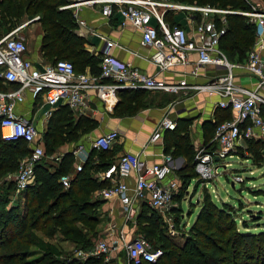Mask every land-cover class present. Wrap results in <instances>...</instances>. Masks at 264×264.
Masks as SVG:
<instances>
[{"label": "built area", "instance_id": "obj_1", "mask_svg": "<svg viewBox=\"0 0 264 264\" xmlns=\"http://www.w3.org/2000/svg\"><path fill=\"white\" fill-rule=\"evenodd\" d=\"M244 1L248 6L246 9L181 0H70L61 5L62 8H73L78 30L86 25L81 13L84 8L98 7L108 20L118 14L122 27L131 25L141 31V43L151 49L149 58L159 72L175 65L186 66L190 63L191 54H195L193 74L200 69L215 71L213 77L203 83H191L185 77L167 80L163 76L149 74L115 56L113 47L116 42L105 36L99 49L100 73L89 74L76 71L74 63L67 58H57L54 62L34 61L27 55L25 37L16 33L19 27L4 33L0 37V80L6 86L0 88L1 136L4 140L22 139L29 148L20 159L17 170L7 173L5 178L15 182L17 192H23L34 183L36 164L47 157L37 125L16 111V105L25 99L27 90L34 95L42 93L48 108L44 110L46 118L59 105L66 104L73 111L87 107L86 91L89 89L95 90L107 109H112L118 102V92L124 88L166 92L194 89L217 96L216 105L230 108L232 115L217 124L214 148H201L196 152L195 170L205 186L219 174L220 167L226 169L228 162L225 159L232 156L233 151L243 148L247 154V141L260 142L264 154V0ZM229 13L243 14L255 25L254 42L243 61L230 60L221 47L228 30ZM36 18L39 16L23 22L20 27ZM242 71L254 80V85L248 86L239 80ZM102 111L95 110V115L101 118ZM176 124L177 117L166 112L155 126L150 140L160 139L165 130L174 129ZM118 136L119 131L115 128L95 136L90 140L89 152L110 148ZM85 148L84 143H77L71 152L76 158V154ZM62 155L56 157L57 162ZM87 157L83 155L72 172L60 177L64 187L70 186L78 171L83 169ZM173 160L170 152H162L160 161L152 163L140 153L126 152L104 172L108 177L114 173L112 184L96 189L93 194L104 199L117 198L127 221H137L143 202L160 212H171L177 206L175 196L181 188ZM130 176H134L133 185L127 182ZM235 181L243 182L244 177L236 174L233 184ZM11 198L13 203L18 202L16 191ZM171 220L172 216H169L167 232L174 237L178 235V229ZM115 227L112 222L107 233ZM116 235L134 264L143 260L156 261L162 253L161 248L154 249L150 240L141 233L131 239L126 238L123 230ZM117 249V244L101 237L89 249H75L74 256L86 259L91 255H104L105 261L109 262Z\"/></svg>", "mask_w": 264, "mask_h": 264}, {"label": "trees", "instance_id": "obj_2", "mask_svg": "<svg viewBox=\"0 0 264 264\" xmlns=\"http://www.w3.org/2000/svg\"><path fill=\"white\" fill-rule=\"evenodd\" d=\"M181 1L231 9L248 7L244 0ZM67 2L0 0V37L13 29L24 14L33 10L41 12L39 22L43 36L40 48L44 59L54 62L57 58H67L74 63L76 71L88 65L92 74H99L100 56L87 48V39L78 33V24L72 10L60 7ZM227 17L229 25L221 47L230 60L243 61L254 42L255 25L247 22L243 14L229 13ZM5 87L0 80V88ZM145 94L141 88L120 89L115 113H135L137 110L134 108L138 107ZM225 113L230 116L226 117ZM214 115L218 118L203 123L206 141L213 138L208 126H213L215 132L217 124L230 118L232 112L230 108L218 106ZM221 115L224 117L221 118ZM190 122L179 118L174 129L164 131L167 134L165 150L173 156L182 155L186 158V165L176 170V173L188 185L195 177L190 164L194 144L186 130ZM94 126L95 119L88 116L74 118L73 110L66 104L61 105L53 112L44 132L45 148L51 147L52 150L58 141L62 143L77 138L82 129L89 131ZM108 149L91 151L83 169L78 171L67 188L60 182V177L75 169L74 153L65 152L57 164L37 163L34 183L24 191L25 202L22 207L11 200L15 182L5 177L7 173L17 170L19 155L27 154L29 148L22 139L4 140L0 130V264H107L104 255L79 259L73 255V251L62 249L53 242H44L37 232L46 237L70 241L75 249H89L93 246L92 236L96 233L88 234L87 230H93L99 223L97 215L104 202V198L94 196L93 192L109 184L106 180L95 178L91 169L105 170L112 163ZM246 151L247 155L258 162L264 156L263 145L253 140L247 141ZM195 173L197 175L196 170ZM180 191L181 188L175 199H178ZM136 222L139 232L150 240L153 248L162 249L156 261L143 260L140 264H264V229L259 232L241 231L232 209L219 206L208 193L204 195L200 211L188 234H184L182 242H176L164 230L165 220L147 202L142 203ZM33 246L43 249L39 258H30Z\"/></svg>", "mask_w": 264, "mask_h": 264}, {"label": "crops", "instance_id": "obj_3", "mask_svg": "<svg viewBox=\"0 0 264 264\" xmlns=\"http://www.w3.org/2000/svg\"><path fill=\"white\" fill-rule=\"evenodd\" d=\"M81 13L82 16L86 19V25L82 28H79L78 33L87 39V48L92 53H95L97 55L100 54L99 49L103 43L102 37L105 36L116 42V45L113 47V53L115 56H117L121 60L130 62L138 66L141 70L149 74H157L158 76L165 77L167 80H176L185 77L188 82L191 83L206 82L215 74L214 70L203 69H200L197 74H193L191 71L196 63L195 54H191L190 63L188 65H175L167 71L159 72L157 66L149 58L151 49L143 46L141 43L142 33L139 29L131 25L122 27L120 25L121 17L118 14L113 15L108 20L101 14V11L98 7L84 8ZM32 25H37V32L35 33L36 40L33 47H30L28 49L27 55H29V57H31V59L34 61L37 60L48 62L42 56L40 48L43 36L42 26L39 24V21L33 23ZM183 25L191 28V26H188L187 24H185V22H183ZM78 71L88 72L89 74H92L88 65L82 69H78ZM238 78L242 83L248 86L254 85V80L245 71L240 72ZM104 80L108 79L104 78ZM144 90L146 92L144 97H148L149 95L160 96L167 102V104L165 101H156L153 104L141 107L135 113L130 114L127 112H123L120 115H117L115 113V106L118 104L119 99L118 102L112 107V109H107L105 108L103 102L97 96L94 89H89L86 91L87 107L81 110L73 111L74 118H78L79 116H88L91 119H95V126L92 127L89 131L85 132L84 136L81 138V143H84L86 145V150H83L80 154H76L74 168L76 164L81 161L83 155H87L88 157L91 156V152H89L90 140L95 136L114 128L119 131V136L108 149V152L110 154L109 158L112 163L116 162L120 155L126 152L133 154L140 153L146 158L148 162L151 163L160 161L161 153L167 152L165 150V145L163 144V139L166 131L163 132L162 137L156 141H151L150 136L155 126L166 112H171V114L174 117H177V119L180 118L191 120L188 125V132L194 145H197V143L205 139L203 123L208 119H212L215 113V108L218 107L216 105V101L218 98L217 96H209L206 92H199L194 89L177 92L153 91L148 89ZM118 97L120 98L119 92ZM39 99H41L42 101L44 100L42 93L34 95L31 91L27 90L25 99L16 105V111L19 114L23 115L25 118L34 121L43 139L44 132L48 128V122L52 115L49 118L45 117L44 110L47 105L44 102L40 103ZM60 106L61 105L55 107L53 112ZM95 110H103V116L99 118L97 114L95 115ZM72 149L73 148L70 147H64V150H62V154L67 151H72ZM88 157L86 159V162L88 160ZM186 162L187 161L184 156H174L173 164L175 165V172L176 170L184 167L186 165ZM57 163L58 162L55 161L54 164ZM105 170L98 169V171H93L91 169V172L92 174H94L95 178L101 181L106 180V182L110 185L112 184L114 173L111 174V177H108L106 173H104ZM250 173L253 174L254 171L251 170ZM175 174V176H177V173ZM127 182L129 185H133L134 176L128 177ZM253 182L258 184V182L256 181ZM262 182H264V180ZM262 187L264 188V186H260L259 189L264 190L262 189ZM256 199L262 202L260 198ZM19 202L20 201L18 199L17 203L22 206L25 202L24 198L20 203ZM141 205L142 203L140 204V208ZM101 210V215H110L112 222L116 224L115 230L109 232V234H119L121 230H123L127 235L132 234L134 222L129 220L127 221L125 219L117 198L112 197L109 199H104ZM115 236L113 238L109 237V240L113 239V242L119 241L118 235ZM65 242H68L70 246H73L70 241L65 240ZM116 251L112 253V259L111 261L107 262V264H131L128 254L122 255L118 254V252ZM116 255L117 258H115Z\"/></svg>", "mask_w": 264, "mask_h": 264}, {"label": "rangeland", "instance_id": "obj_4", "mask_svg": "<svg viewBox=\"0 0 264 264\" xmlns=\"http://www.w3.org/2000/svg\"><path fill=\"white\" fill-rule=\"evenodd\" d=\"M67 1L69 2L70 0ZM60 7L62 8V6ZM68 9H71L73 12V8H68ZM39 14H41V12H36L35 10H33L30 13L24 14V16L20 18L17 25L14 27V28L19 27L16 33L25 37V41L27 43L28 49L30 47L32 48L35 43L36 40L35 33L37 32L36 31L37 25L35 26L32 24L38 22L39 18L34 19L33 21L29 22L23 27H20V25L23 22L29 21L30 19L39 16ZM247 22L249 21L247 20ZM39 24L41 25V22H39ZM39 101L40 103L44 102V100L42 101L41 99H39ZM156 101H165V100L160 96H153V95H149L148 97L145 96L144 98L141 99L140 104L138 105L137 108H134V110L136 111L141 107L148 106L149 104H153ZM45 109L48 108L46 107ZM225 116L229 117L230 114L225 113ZM222 117L224 116L221 115V118ZM215 118L218 117L213 115L212 120H214ZM213 128H214L213 126L211 127L208 126V129L209 130L211 129L209 134L214 135L215 132ZM186 130H188V126ZM85 132L87 131L85 130L83 131L82 129L77 138L64 140L62 143L58 141V143L54 145L52 150L51 147H47L46 148V151L48 152L47 157L43 158L41 162L54 164L56 161V157L62 155L63 153L62 150H64V147L75 148L77 143H81V138L84 136ZM165 136L163 139L164 145L166 142ZM209 142H211V140L206 141L204 139L203 141L197 143V145H194V153L192 160L190 161V164H191V171L194 173L195 177L191 180V183L189 185L188 183L183 182V179L182 180L180 179L181 191L178 199L175 200L177 206H175L171 212L169 211L160 212L155 209L157 212L160 213L161 217L165 220L167 224V225L165 224L164 230H168V225H169L168 217L172 216V220L170 222L174 223V226L178 229V235L172 238L176 242H182L184 238L183 236H185L184 234H188L190 226L193 224L194 220L197 217L196 215H198V212L200 211L204 195L207 193L211 194V197L219 206L222 207L224 205L228 209L229 208L232 209L234 216L238 220L237 223L238 228L241 231L259 232L264 229V196H263L264 190L259 189L260 186H264V182H262L264 180V156L262 157V160L258 162L256 160H252L250 157H247V154L243 148H239L238 150L233 151L232 153L233 155L228 156L225 159V161L228 162L226 169L223 168V166L220 167L219 174H217V176L209 180L207 182V185L205 186L202 183L203 180L200 179L198 175H196L195 173L194 162H195V155L198 149L213 148L215 142L213 143H209ZM25 155L21 154L19 155V158L21 159ZM46 159L49 161H47ZM251 170L254 171L253 174L250 173ZM236 174H241L244 177V181L243 182L235 181V184H232L233 176H235ZM253 181L258 182V184L254 183ZM262 189L264 188L262 187ZM15 191L18 194L19 201L21 202L24 196V191L23 192H17V190ZM256 198H260L262 202L258 201V199ZM101 211L102 210H100V212L97 215L99 217V223L94 226L93 230L91 229L87 230L88 234L96 233L94 236H92L93 244L101 237H105L109 239V237L113 238L116 235V234L107 233L110 224L112 223L111 216L108 214L101 215ZM132 230H133L132 234L126 236L127 239H131L140 233L137 222L133 223ZM37 234L44 240V242L46 241L53 242L62 249L66 248L65 250L67 251L74 252L75 250V248L73 247L74 246L73 243H72L73 246H70L68 242H65V240L62 239L60 240L59 237L50 238V237H46L45 235L39 232H37ZM113 243L118 245L119 249L116 251L118 252V254L127 255V251L122 243H120L119 241H115ZM32 249L33 251L30 258L31 259L39 258L43 252L42 251L43 249L37 246H33ZM115 258H117V255L115 256Z\"/></svg>", "mask_w": 264, "mask_h": 264}, {"label": "water", "instance_id": "obj_5", "mask_svg": "<svg viewBox=\"0 0 264 264\" xmlns=\"http://www.w3.org/2000/svg\"><path fill=\"white\" fill-rule=\"evenodd\" d=\"M232 184H233V182H232Z\"/></svg>", "mask_w": 264, "mask_h": 264}]
</instances>
